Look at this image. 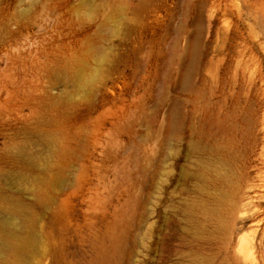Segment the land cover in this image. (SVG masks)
I'll return each mask as SVG.
<instances>
[{"label": "rangeland", "instance_id": "rangeland-1", "mask_svg": "<svg viewBox=\"0 0 264 264\" xmlns=\"http://www.w3.org/2000/svg\"><path fill=\"white\" fill-rule=\"evenodd\" d=\"M1 227L0 264H264V0H0Z\"/></svg>", "mask_w": 264, "mask_h": 264}, {"label": "bare ground", "instance_id": "bare-ground-1", "mask_svg": "<svg viewBox=\"0 0 264 264\" xmlns=\"http://www.w3.org/2000/svg\"><path fill=\"white\" fill-rule=\"evenodd\" d=\"M21 225H23V223ZM23 226H25V225H23ZM20 227L21 226H19V228ZM2 229H4V231H5V228H2ZM22 229L24 230V228H22ZM20 235H21V233L16 234L13 231H8L5 234L0 232L1 257L5 258L9 253L19 250L20 239H21Z\"/></svg>", "mask_w": 264, "mask_h": 264}]
</instances>
